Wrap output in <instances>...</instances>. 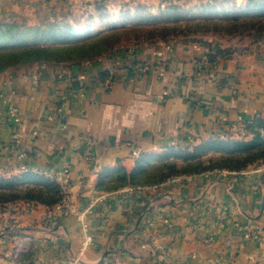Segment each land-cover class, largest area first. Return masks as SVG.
Listing matches in <instances>:
<instances>
[{"label": "crops", "instance_id": "crops-1", "mask_svg": "<svg viewBox=\"0 0 264 264\" xmlns=\"http://www.w3.org/2000/svg\"><path fill=\"white\" fill-rule=\"evenodd\" d=\"M164 1L195 2L0 0V25L64 21L96 31L125 8L155 13ZM207 53L192 42L139 45L104 65L107 79L96 69L75 85L44 66L0 73V178L42 177L63 193L60 210V202L0 203V264H264L263 162L98 187L106 171L131 172L142 154L220 134L251 138L244 125L264 121V49L214 63Z\"/></svg>", "mask_w": 264, "mask_h": 264}, {"label": "trees", "instance_id": "trees-1", "mask_svg": "<svg viewBox=\"0 0 264 264\" xmlns=\"http://www.w3.org/2000/svg\"><path fill=\"white\" fill-rule=\"evenodd\" d=\"M254 4L261 6L262 9L246 14L239 12L235 14L225 13L210 19L193 18L186 21L184 30L202 32L222 30L231 34L242 32V29H246L248 31L253 30L256 34L264 33V3L259 1ZM176 9L174 5L166 7L167 13L165 15H169V11ZM178 20L174 18V21L166 24L169 31L181 27L180 20L179 22ZM173 22L176 23L173 24ZM135 27H122L115 31H130ZM142 27L147 29L154 27V24L147 23L142 25ZM20 29V26L0 25V43L9 44V46L14 44H34L40 42V36L46 37L48 35L51 38L50 40L53 39L57 44H72L74 45L73 47H76L77 51H81V49L86 47V51L76 52L73 50L74 48L60 50V47L52 50L49 47H36L32 49L34 51H28L29 49L26 48L27 51L25 50L24 52L28 53L25 54H23L24 52L11 51L12 53L7 55V63L2 65L0 62V73L8 66L17 64L23 60H65L72 58L75 53L80 54H75V56L82 60L86 59V55L89 56V53H93L96 49V46H94L96 38L91 36L84 39H76L77 36L71 28H65L63 31L52 26L51 30L48 31L49 34H44L41 29H31L27 30L31 36L28 35L29 37L26 38L22 36L21 32L18 33ZM61 33H64V35H60ZM101 36L102 34H100ZM100 40H102L101 42H106L103 39ZM222 54V51L217 50L215 54L208 55V61L214 63L219 56H223ZM77 66L76 64L73 68L76 69ZM247 129L251 134V138L248 140L223 141L217 138L202 142L191 151H187L186 149H169L160 155L150 156L142 154L136 159L135 166L131 172H127L123 168L106 171L104 176L99 180L98 187L101 189H108L110 187V189L118 190L126 186H152L161 184L173 177L196 175L214 170L237 172L255 163H264V121L253 119L247 125ZM211 153H218V156L204 159V156H208ZM62 199L63 193L61 187L49 179L29 175L10 179L0 178V203L24 200L53 206Z\"/></svg>", "mask_w": 264, "mask_h": 264}, {"label": "rangeland", "instance_id": "rangeland-1", "mask_svg": "<svg viewBox=\"0 0 264 264\" xmlns=\"http://www.w3.org/2000/svg\"><path fill=\"white\" fill-rule=\"evenodd\" d=\"M264 3V0H195V2H182L172 3L168 1L162 2V6H159L158 10L155 13H151L148 11L146 6L137 5L133 10V15H131L130 8H123L122 14L120 16V21L114 25L105 26L104 28H100L96 31H90L86 29L83 32H78L75 26H69L65 24L64 21H53L41 27H21L18 33H22L23 37H29V31L31 29H41L44 34H49L52 26L54 28H58L64 31L65 28H71L75 35L76 39H84L87 37L93 36L96 38V49L93 53H89V56L86 55V59H80L76 55H80L75 53L74 56L70 59L65 60H49V61H36V60H23L18 62L17 64H12L8 66L2 73L6 71H29L35 67H48L49 69L56 71L57 76L62 78H67L74 85L81 74L91 75L94 70H99V79L102 82L103 80L108 78L109 72L108 70H104V65L111 64L115 61L120 60V57L127 53L129 50H133L139 45H156L161 44L164 45L165 48L172 46L175 43H195L197 45L202 46L206 50H208L206 60H208L209 54H215L217 50L222 51V55L230 54V53H246L252 49H264V33L256 34L253 30L242 29V32L228 33L222 30H216L212 32H202V31H194V30H184L185 23L187 20H191L193 18L199 19H207V18H215V16H219L225 13H241L246 14L252 11H259L262 9L261 6H257L255 2ZM176 6V10L169 11V15H165L167 13L166 7L168 6ZM126 17V18H125ZM174 18L180 20L181 27L174 28L169 31L166 24L174 21ZM103 21L104 18L101 17ZM178 20V22H179ZM109 22V21H108ZM106 23V22H105ZM152 23L154 27L151 28H143L142 25ZM176 22H173L175 24ZM135 27L130 31L124 32H116L120 28L127 27ZM164 27L163 29H161ZM55 33V31H54ZM74 34V33H72ZM100 34L102 36L100 37ZM29 35V36H28ZM60 35H64L61 33ZM55 36V35H54ZM40 36V42L34 44H14L9 46V44L0 43V62L2 65L6 64L8 61V56L12 52H24L34 51L32 49L38 47H49V49H55L60 47V50L73 49L76 52L86 51V47L81 49V51H77L74 45H61L57 44V42L50 40L51 38L46 35V37ZM62 37V36H61ZM36 39H38L36 37ZM103 39L106 42H101ZM60 45V46H59ZM65 48V49H64ZM12 51V52H11ZM28 53L24 52L23 54ZM73 53V52H72ZM22 54V57H23ZM4 57V58H3ZM25 57V56H24ZM21 59V58H19ZM78 65L75 68L74 65ZM76 74V75H75ZM247 125H244L243 134L245 136H250L251 134L247 129ZM233 136V135H232ZM226 134L214 135L213 137L205 140H201L197 144H193L190 149H186L187 151L193 150L194 147L198 146L202 142H206L208 140L221 139L223 141L227 140H239L235 137H232ZM244 140V139H241ZM183 150V149H181ZM218 156V153H211L208 156H204V159H209L212 157ZM5 179V178H4ZM23 190V189H22ZM23 193V192H22Z\"/></svg>", "mask_w": 264, "mask_h": 264}, {"label": "built area", "instance_id": "built-area-1", "mask_svg": "<svg viewBox=\"0 0 264 264\" xmlns=\"http://www.w3.org/2000/svg\"><path fill=\"white\" fill-rule=\"evenodd\" d=\"M17 109L12 106V105H9L8 107V116H9V119L11 120H16L17 119ZM60 206H61V202L59 203L58 205V209L60 210Z\"/></svg>", "mask_w": 264, "mask_h": 264}]
</instances>
